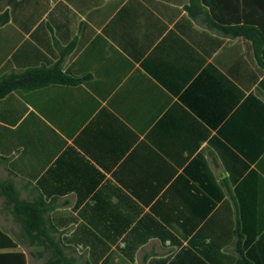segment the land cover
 <instances>
[{"label": "crops", "instance_id": "0c3cea01", "mask_svg": "<svg viewBox=\"0 0 264 264\" xmlns=\"http://www.w3.org/2000/svg\"><path fill=\"white\" fill-rule=\"evenodd\" d=\"M207 20L264 0H0V75L87 77L0 99V181L46 210L0 223L26 264H264V69Z\"/></svg>", "mask_w": 264, "mask_h": 264}, {"label": "trees", "instance_id": "16d2710c", "mask_svg": "<svg viewBox=\"0 0 264 264\" xmlns=\"http://www.w3.org/2000/svg\"><path fill=\"white\" fill-rule=\"evenodd\" d=\"M209 28L219 31L228 37H243L251 42L254 57L258 65L264 69V24L239 23L235 21L207 20ZM87 77H72L61 71L60 63L51 66L30 68L18 73L0 75V99L13 91H32L51 84L77 85ZM0 195L4 196L12 212L21 219L25 234L44 235V214L46 210L38 202L20 201L14 196V188L10 182L0 181ZM240 254V252H239ZM0 264H26L25 256L16 250V244L0 228ZM47 264V263H45ZM235 264H252L243 255Z\"/></svg>", "mask_w": 264, "mask_h": 264}, {"label": "rangeland", "instance_id": "374dc122", "mask_svg": "<svg viewBox=\"0 0 264 264\" xmlns=\"http://www.w3.org/2000/svg\"><path fill=\"white\" fill-rule=\"evenodd\" d=\"M2 208L7 209L8 212L6 214L0 212V223H4V217L7 216L10 224V228L7 230H10L12 235L16 237L18 234L22 233L21 219L12 212L10 206L7 205L5 197L0 195V210Z\"/></svg>", "mask_w": 264, "mask_h": 264}]
</instances>
